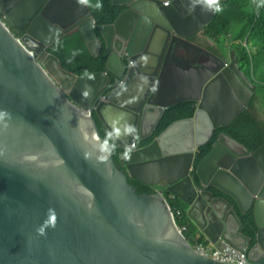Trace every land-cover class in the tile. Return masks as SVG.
Wrapping results in <instances>:
<instances>
[{
  "label": "water",
  "instance_id": "obj_1",
  "mask_svg": "<svg viewBox=\"0 0 264 264\" xmlns=\"http://www.w3.org/2000/svg\"><path fill=\"white\" fill-rule=\"evenodd\" d=\"M113 2L125 8L99 25L108 50L105 68L85 75L64 68L48 47L80 30L91 54L99 55L104 43L89 6L0 0L24 31L21 41L0 20V112L8 113L0 120V264H236L197 253L161 195L138 191L134 178L165 185L188 204L199 198L205 234L213 241L221 234L244 250L251 237L238 209H252L255 245L263 252L248 254L245 264H264V142L250 151L221 131L194 168L215 130L249 106L257 82L237 55L224 63L196 45L210 59L199 67L195 91L174 96L184 85L170 69L173 55L179 45L194 44L189 38L217 12L202 11L199 0ZM187 99L195 101L194 114L150 140L167 107ZM110 107L130 114L124 136L109 122ZM101 128L112 133L109 149L121 150L119 160L115 151L99 159L106 138ZM125 146L130 159L123 157ZM50 208L56 225L41 235Z\"/></svg>",
  "mask_w": 264,
  "mask_h": 264
},
{
  "label": "trees",
  "instance_id": "obj_2",
  "mask_svg": "<svg viewBox=\"0 0 264 264\" xmlns=\"http://www.w3.org/2000/svg\"><path fill=\"white\" fill-rule=\"evenodd\" d=\"M91 3L94 5L96 0H91ZM102 3V10L90 7L97 20L96 31L104 43L99 55L94 57L91 54L80 30L63 35L48 47L49 51L60 58L64 68L78 74L91 73L105 68L108 50L99 25L115 21L125 6L114 3L113 0H102ZM258 3L259 0H226L220 4L223 11L216 13L214 19L202 28V33L207 38V41L199 38L197 33L191 36V40L202 44L218 43L221 35L233 32L234 39L238 41L232 42L231 46L235 49L239 60L243 62L245 69L257 82V87L249 106L228 124L218 127L213 138L201 146V152L195 159V169L202 157L212 148L221 131L229 133L244 143L250 151L255 150L264 142V7H257ZM247 37L248 41L245 44L244 40ZM209 46L218 51L215 45L209 44ZM194 112L195 101L193 99L183 100L170 105L161 117L150 140L156 134L161 133L174 120L192 116ZM101 132L105 136L109 133L104 128H101ZM120 151V149H115L116 160H119ZM195 169L193 173H196ZM133 182L140 192L152 191L149 185L142 183L138 179L134 178ZM210 189L214 191L215 195H224L232 200L228 194L221 191L218 187L211 186ZM171 195L172 193L169 191V196ZM172 202L175 206H181L185 209L184 205L186 202L179 197L174 196ZM238 214L244 224L243 231L251 237L250 246L253 247L257 243V226L253 210L249 209L242 212L238 209ZM185 220H188L186 216L181 219V221ZM200 238L204 239V235H201Z\"/></svg>",
  "mask_w": 264,
  "mask_h": 264
},
{
  "label": "crops",
  "instance_id": "obj_3",
  "mask_svg": "<svg viewBox=\"0 0 264 264\" xmlns=\"http://www.w3.org/2000/svg\"><path fill=\"white\" fill-rule=\"evenodd\" d=\"M157 31L158 30H155V33ZM197 34L199 38L207 41V38L202 33V29H200L197 32ZM226 35H228L231 38L232 42L238 41L234 39L233 32L228 33ZM189 39L191 40V37ZM220 39H221V36H220ZM191 41L194 42V44H184L183 43L179 45L181 52L174 54L173 60L169 64L173 75L175 77H178L184 85V86H181V88H179L174 93L175 97L182 95L188 91L190 92L195 91L192 84L195 80L199 79L203 75L201 71L199 70V67L205 61L210 59L209 55L205 51L200 50L196 45H200L204 47L205 49H208L209 51L217 55L220 60L224 61V63H228L230 61V58L233 57V55H237L235 49L231 46L232 43H227L228 46L226 49L229 50V53H227L226 49L220 48L217 43L202 44L195 40H191ZM209 44L215 45L218 51L211 48ZM238 102L239 103L241 102L240 99H238ZM236 105H237V98L235 96L233 106L236 107ZM107 113H108V119H109L111 126L114 129H119L120 134L124 136L126 134V129H127V126L130 120V114L128 113V111L120 107H110ZM199 123L203 124L204 121H200ZM242 152L247 153L248 150H242ZM172 195L174 194L172 193ZM208 199H209V196L207 194H204L202 196V201H208ZM189 206L190 204L188 203L184 205L185 208H188ZM261 243L264 247V229L261 231Z\"/></svg>",
  "mask_w": 264,
  "mask_h": 264
},
{
  "label": "built area",
  "instance_id": "obj_4",
  "mask_svg": "<svg viewBox=\"0 0 264 264\" xmlns=\"http://www.w3.org/2000/svg\"><path fill=\"white\" fill-rule=\"evenodd\" d=\"M166 3L169 0H165ZM0 19L5 22L6 26L11 29L9 22V15L7 12L0 9ZM14 33L21 39L22 33L18 30L14 31ZM152 188L157 191L167 204L168 208L171 211V215L178 227V229L186 235L188 241L192 244L193 248L196 252L212 256L218 260L236 263V264H245L247 260V252L241 248H238L234 244H232L228 239L219 235L215 241H211L209 238L205 240H200L198 231L203 229V222H199L197 217L199 213H197L195 209V205L198 204V201H195L193 205L187 210L186 215L192 219L197 225V227H193L191 225V221H180L179 224L176 222L177 219H180L184 216V211L181 207H173L171 199L168 197L167 189L165 186L160 184H152ZM200 189H198V193ZM259 248H252L250 250L251 254L259 253Z\"/></svg>",
  "mask_w": 264,
  "mask_h": 264
},
{
  "label": "clouds",
  "instance_id": "obj_5",
  "mask_svg": "<svg viewBox=\"0 0 264 264\" xmlns=\"http://www.w3.org/2000/svg\"><path fill=\"white\" fill-rule=\"evenodd\" d=\"M171 0H169V2H170ZM77 2H78V4H81V5H87V6H89V7H94L95 9H97V10H102L103 9V3H102V0H96V3L93 5L92 3H91V0H77ZM168 2V3H169ZM199 2L201 3V4H203V5H205L206 7H203L202 8V11H204V10H210V11H213V12H222L223 11V8H222V6L220 5L221 3L219 2V0H199ZM164 3H166L165 2V0H164ZM257 7H264V0H259V3L257 4ZM1 9V8H0ZM3 10V9H2ZM3 11H5V10H3ZM5 12H7V11H5ZM8 13V12H7ZM8 15H9V13H8ZM1 20V19H0ZM2 21V20H1ZM3 22V21H2ZM9 22H10V27H11V29H9L7 26H6V24H5V22H4V24H5V26L9 29V30H11L13 33H14V31H16V30H18L19 32H21L22 33V35H21V41H23V39H22V36H23V33H24V31L23 30H19V29H17V28H15V26L13 25V23H12V21H11V19H10V15H9ZM14 35L18 38V36L14 33ZM19 39V38H18ZM247 41H248V37L244 40V43L245 44H247ZM238 61H239V63L240 64H242V66H243V68H244V65H243V62L242 61H240L239 59H238ZM85 75H88V73L87 72H85ZM255 80V79H254ZM89 95V93H88V91H84L83 92V96L84 97H87ZM6 115H8V113H6V112H0V120H2L3 118H4V116H6ZM86 115L88 116V117H90L89 116V114L87 113V111H86ZM128 131L129 132H131L132 131V129L131 128H129L128 129ZM115 133H116V135L117 136H119V134H120V130L119 129H115ZM155 137H157V134L154 136V138ZM112 139V133H108L107 134V136H106V138H105V140L100 144V147H99V151L102 153V155L99 157V159L101 160V161H107L108 160V157L111 155V153L113 152V151H115V149H109V141ZM135 139H139V135L137 134L136 135V137H135ZM133 144H135V142H133ZM130 153H131V148L130 147H128V146H125V151H124V153H123V157L125 158V159H130ZM86 158H87V154H86ZM152 184H158V183H152ZM152 184H147V185H149L150 187H151V189H152V191L153 192H157V191H155L154 190V188H152ZM160 185H162V184H160ZM163 186H165V185H163ZM166 187V186H165ZM166 189H167V187H166ZM198 189H200V188H197V195L198 194H200V192L202 191L201 189H200V192L198 193ZM158 193V192H157ZM167 194H168V197L171 199V202L173 201V197H174V195H171V196H169V190L167 189ZM160 195V194H159ZM162 197V196H161ZM163 199V198H162ZM195 201H198V204H196L195 205V209H196V211H197V213H199V216L197 217V219H198V221L201 223V222H203V224H204V227H203V229H200L199 231H198V235H199V239L200 240H205L206 241V238H209L206 234H205V232H204V229H205V227H206V224H205V220H204V218H203V214L201 213V211H200V209H198V206H199V204H200V199L199 198H195V199H193V201H192V203L190 204V206L188 207V208H183V207H181V206H175L174 204H173V202H172V205H173V207H181L182 209H183V211H184V216H186L187 218H188V220H185V221H191V225L193 226V227H197V225H196V223L194 222V221H192V219L190 218V217H188L187 215H186V212H187V210L193 205V203L195 202ZM165 202V201H164ZM167 205V204H166ZM168 207V206H167ZM170 210V209H169ZM171 212V211H170ZM183 216V217H184ZM182 217V218H183ZM181 218V219H182ZM56 219H57V217H56V213H55V210L54 209H49L48 210V219L45 221V223H44V226H42L41 228H39L37 231L41 234V235H43L44 234V231H45V228L46 227H48V226H51V227H55V225H56ZM180 219H177L176 220V222L179 224V222L181 221H179ZM184 222V221H183ZM180 231V230H179ZM181 232V231H180ZM182 233V232H181ZM185 235V234H184ZM201 235H204V239H201L200 237H201ZM219 235H221V234H219ZM218 235V236H219ZM186 236V235H185ZM221 236H223V235H221ZM224 237V236H223ZM187 238V237H186ZM217 238V237H216ZM216 238H215V240H216ZM226 238V237H225ZM210 239V238H209ZM227 239V238H226ZM188 240V239H187ZM211 240V239H210ZM214 240V241H215ZM211 241H213V240H211ZM231 242V241H230ZM190 243V242H189ZM232 243V242H231ZM191 244V243H190ZM233 244V243H232ZM192 245V244H191ZM236 246V245H235ZM193 247V246H192ZM259 248L260 249V251H259V253H256V254H260V253H262L263 252V249L262 248H260V247H258V246H256V245H254L253 247H249V249L248 250H245L246 252H247V256H248V254H251L250 253V250L252 249V248ZM239 248V247H238ZM194 249V248H193ZM242 249V248H241ZM195 250V249H194ZM244 250V249H243ZM198 253V252H197ZM200 254V253H199ZM256 254H252V255H256ZM203 255V254H202ZM208 256V255H207ZM210 257H212V256H210ZM214 258V257H213ZM216 259V258H215ZM247 261V260H246ZM225 262V261H224Z\"/></svg>",
  "mask_w": 264,
  "mask_h": 264
},
{
  "label": "rangeland",
  "instance_id": "obj_6",
  "mask_svg": "<svg viewBox=\"0 0 264 264\" xmlns=\"http://www.w3.org/2000/svg\"><path fill=\"white\" fill-rule=\"evenodd\" d=\"M227 43H232V40H231V38L228 36V35H226V34H223V35H221V39H220V41L217 43L218 44V46L220 47V48H227ZM226 52L227 53H229V50L228 49H226ZM244 69H245V67H244ZM246 70V69H245ZM247 71V70H246ZM247 73H248V71H247ZM250 75V74H249Z\"/></svg>",
  "mask_w": 264,
  "mask_h": 264
}]
</instances>
